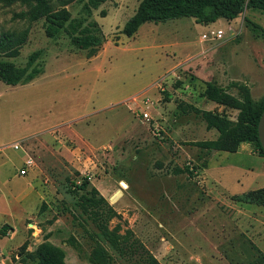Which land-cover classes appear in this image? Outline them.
<instances>
[{"label": "rangeland", "instance_id": "obj_1", "mask_svg": "<svg viewBox=\"0 0 264 264\" xmlns=\"http://www.w3.org/2000/svg\"><path fill=\"white\" fill-rule=\"evenodd\" d=\"M50 1L60 7L64 0ZM139 1L66 5L71 18L94 20L103 31L90 58L65 30L47 35L44 17L28 22L24 2L0 3V34L28 29L19 54L3 59L24 66L39 51L42 69L29 81L0 82V228L9 226L0 235V264H22L46 233L65 264H139L143 249L162 264H250L253 242L264 250V206L225 195L264 186V157L248 143L254 153L193 145L217 132L177 106L217 107L201 95L202 80L237 81L254 101L264 99V11L248 8L206 25L192 17L145 22L126 36L122 27ZM217 29L221 38L210 33ZM144 100L152 121L138 114ZM226 113L234 119L237 111ZM27 155L35 164L21 176ZM81 195L98 205L83 204ZM96 207L110 214L101 216L104 234Z\"/></svg>", "mask_w": 264, "mask_h": 264}, {"label": "trees", "instance_id": "obj_2", "mask_svg": "<svg viewBox=\"0 0 264 264\" xmlns=\"http://www.w3.org/2000/svg\"><path fill=\"white\" fill-rule=\"evenodd\" d=\"M15 1H22L27 5V10L21 16H24L28 22L44 17L47 22L45 29L47 35L53 36L55 32L63 29L69 35L73 46L85 50L88 58L97 55L100 51L105 41L102 29L94 20L83 25L82 21L71 18L66 5L73 0L61 1L60 7L54 6L50 0H0V3L11 4ZM102 1L104 0H89V3L95 7ZM247 8H258L264 11V0H140L134 13L125 21L121 32L126 36H132L145 22L157 23L180 17H193L197 23L206 25L219 18L234 19ZM101 12L105 15L104 11ZM262 31L264 33V29ZM27 33L28 29L20 33L6 31L0 34V82L16 85L33 79L42 71L41 67L36 64L39 51L31 53L24 66L3 59L4 56L19 54L22 44L26 41ZM202 84L201 95L207 101L214 102L216 108L202 109L189 102L178 103L177 106L183 114L200 115L206 128H213L218 134L213 139L192 141L193 145L206 150L235 152L244 142L252 144L255 153L264 157V150L261 147L257 131L258 121L264 108V99L260 102L254 101L248 87L237 81H231L222 86L215 81L202 80ZM218 107L222 109L220 110ZM226 109L237 111L234 119L226 113ZM231 199L264 206V186L250 189L241 194H233ZM80 202L87 203L86 205H98V201L94 197L87 195H81ZM91 211H93L94 219L98 222L100 232L106 233L101 216L104 214L109 217V212L98 207ZM8 228L7 224H3L0 228V235H6ZM48 237L49 233H46L43 241L33 251L27 252L25 256L21 257L19 262L22 264H32L33 262L36 264H65L64 250L49 241ZM253 245L255 254L250 264H264V252L254 243ZM96 255L99 256L100 251H97ZM140 257L142 262L139 264H162L145 249L140 252Z\"/></svg>", "mask_w": 264, "mask_h": 264}, {"label": "built area", "instance_id": "obj_3", "mask_svg": "<svg viewBox=\"0 0 264 264\" xmlns=\"http://www.w3.org/2000/svg\"><path fill=\"white\" fill-rule=\"evenodd\" d=\"M210 33L213 35V37H217V38H221L222 35H223V31L221 29H217L216 31L211 30ZM202 36H203V38H206L205 34H203ZM143 103L145 105V108L141 109L138 114L144 120L152 121L153 118L150 116V112H149V104L150 103L148 102V100H144ZM152 129H153L155 135H159L160 136L161 127L158 125L156 120L152 123ZM19 144H20L19 142H16L13 145V148H15V149L19 148ZM34 164H35V161H34L33 157L31 155H27L24 158L22 165L19 166V168L17 169L18 174L21 175V176L26 175L28 173V171L30 169H32Z\"/></svg>", "mask_w": 264, "mask_h": 264}, {"label": "water", "instance_id": "obj_4", "mask_svg": "<svg viewBox=\"0 0 264 264\" xmlns=\"http://www.w3.org/2000/svg\"><path fill=\"white\" fill-rule=\"evenodd\" d=\"M257 131H258V137H259L261 147L264 150V108L261 112V115L258 121ZM211 151H215V149H212ZM120 195H121L120 190L115 191L111 196V201H115Z\"/></svg>", "mask_w": 264, "mask_h": 264}, {"label": "crops", "instance_id": "obj_5", "mask_svg": "<svg viewBox=\"0 0 264 264\" xmlns=\"http://www.w3.org/2000/svg\"><path fill=\"white\" fill-rule=\"evenodd\" d=\"M248 9V8H247ZM247 9H245V11L247 10ZM239 16H237L236 18H238ZM193 18V17H192ZM236 18H234V19H236ZM220 19V18H219ZM234 19H231V20H227L228 22H231L232 20H234ZM218 20V19H217ZM195 21V20H194ZM196 22V21H195ZM96 56V55H95ZM217 132V131H216ZM217 134H218V132H217ZM217 134H216V136H217ZM246 143H241L240 144V146H239V148L238 149H245V150H247L246 149ZM216 152L218 151V150H215ZM247 151H249V150H247ZM249 152H251V151H249ZM251 153H254V152H251ZM206 169H207V167L206 168H204V170L206 171ZM5 182H6V180H5ZM255 189V188H254ZM226 192H227V194H226ZM226 192H225V195H227V196H231V195H233V193L232 192H229L227 189H226ZM229 198V197H228ZM243 203V202H242ZM238 206V204H235V205H231L232 207L233 206ZM234 208V207H233ZM235 214L238 216V217H241V216H243L244 214L241 212V210L240 209H235ZM245 216V215H244ZM263 227H264V222L261 220V223H260V225L258 226V228H260L261 230L263 229ZM257 235H261L262 233L260 232V231H257V233H256ZM253 242V241H252ZM255 245L257 244V243H255V242H253ZM261 250V249H260ZM263 252H264V250H262Z\"/></svg>", "mask_w": 264, "mask_h": 264}, {"label": "bare ground", "instance_id": "obj_6", "mask_svg": "<svg viewBox=\"0 0 264 264\" xmlns=\"http://www.w3.org/2000/svg\"><path fill=\"white\" fill-rule=\"evenodd\" d=\"M121 194H122V191H121ZM119 199V198H118Z\"/></svg>", "mask_w": 264, "mask_h": 264}]
</instances>
